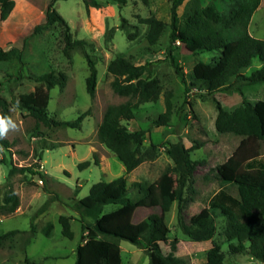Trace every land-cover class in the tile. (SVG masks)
Here are the masks:
<instances>
[{
	"label": "rangeland",
	"instance_id": "374dc122",
	"mask_svg": "<svg viewBox=\"0 0 264 264\" xmlns=\"http://www.w3.org/2000/svg\"><path fill=\"white\" fill-rule=\"evenodd\" d=\"M14 8L5 21H0V48L11 46L22 50L21 62L11 60L0 62V95L9 103V117L16 122L18 130L9 131L5 140L11 143L8 150L0 147V199L8 188L18 196L19 205L12 214H0V235L9 231H29L31 222L34 235L23 248L25 234H16L0 247V264H75V249L81 240V226L78 215L70 208L73 198L77 200L88 195L91 186L97 182H110L125 177L127 197L136 198L135 182L156 184L165 182L170 192L175 176L164 173L172 162L164 149L169 143L180 142L185 148L199 147L190 152L196 161L190 189L185 192V207L182 217L189 224L201 217L206 208L200 199L209 191L223 188L229 195L237 197L234 185L221 184L216 171L228 158L236 156L240 160L251 157L264 160V140L255 141L232 134H219L214 127L216 116L215 101L226 111L239 107L243 101L254 103L264 100V84L245 85L238 90L218 91L204 94L192 81V67L198 62H212L218 53L194 55L183 45L176 43L174 58L180 67L179 77L167 58L169 17L171 0H127L123 7H117L105 0H98L100 7L85 12L83 0H55L53 8L67 22L73 38L92 42L95 52L92 59L97 69V84L94 98L85 89L88 69L82 53L71 50L70 58L63 55L60 29L49 26L39 34L30 35L33 27L44 21L46 7L50 0H13ZM212 4L226 14L229 0H186L178 9L182 17L192 8ZM155 17L165 23V29L154 45H149L144 34L147 27L139 23V18ZM131 26L119 29L121 20ZM112 30V39L105 42V34ZM128 32H136L133 41L127 40ZM247 33L264 40V0H259L247 25ZM116 56L129 59L139 65L155 62L153 76L160 80L161 93L155 103L141 104L135 111V119L123 122L130 131H146L144 147L157 146L155 159L145 161L129 174L125 173L118 159L100 144L96 130L106 107L126 100L113 93L110 88L112 77L106 67ZM259 67L254 60L252 67L245 70L248 75ZM63 73L66 82L63 87L55 86L48 91L47 113L57 121H74L89 110L79 128L45 127L32 118L26 110L16 107L15 101L32 93L43 84L35 77L48 72ZM183 80V81H182ZM169 94L172 116L167 126L154 127L151 120L165 110V97ZM198 145V146H197ZM97 156V166L79 169L83 161L92 162V154ZM9 164L14 167H29V172L8 176ZM76 194V197L74 195ZM116 205L104 207V213L115 209ZM158 212L140 208L133 221L144 219L149 213ZM59 216L71 218V239L61 235ZM169 228V241L177 239L175 256L186 264H205V255L211 242L219 244L224 254V264H259L246 253L231 254L228 242L223 236L224 219H215L216 232L212 241L192 242L176 225V203L165 215ZM52 225L49 236L42 230ZM121 264H148L147 255L127 240H120ZM164 254L169 253L168 243L160 244Z\"/></svg>",
	"mask_w": 264,
	"mask_h": 264
},
{
	"label": "trees",
	"instance_id": "16d2710c",
	"mask_svg": "<svg viewBox=\"0 0 264 264\" xmlns=\"http://www.w3.org/2000/svg\"><path fill=\"white\" fill-rule=\"evenodd\" d=\"M117 7L126 5L127 0H105ZM148 0H141L146 4ZM186 0H171L169 17V35L167 58L182 78V73L173 51L176 43L183 45L194 55L202 53H218L212 62H196L191 70V85H196L204 94L211 95L218 91L238 90L245 85L264 84V40L250 36L247 25L259 0H229L230 7L226 14L218 11L212 4L201 8H192L184 13L182 20L177 9ZM55 0H50L44 14V21L35 25L29 37L39 34L49 26L60 29L63 43V55L69 59L71 50H79L86 62L88 76L85 89L91 99L94 98L97 84V69L92 56L95 48L92 42L72 37L67 22L53 8ZM85 12L90 8L100 7L98 0H83ZM14 8L13 0H0V21H5ZM139 23L147 30L144 38L149 45H154L165 29V23L155 17L139 18ZM131 26L122 19L119 29L127 30ZM112 30L105 34V42L112 39ZM136 32H128L127 40L133 41ZM22 50L11 46L0 48V62L16 60L21 62ZM254 60L259 67L248 75L245 70L252 67ZM156 62V61H155ZM155 62L136 65L129 59L116 56L107 64L106 71L112 77L110 88L114 94L126 98L117 105L105 108L96 130V137L123 165L129 174L145 161H152L157 156V146L149 144L144 147L146 131L137 129L130 131L123 122L135 119V111L141 104L155 103L161 93L160 80L153 76ZM43 88L37 87L32 93L19 97L15 105L26 110L37 124L45 127L79 128L82 119L89 115L83 112L74 121H57L47 113L48 91L55 86L63 87L66 75L53 71L35 77ZM183 81V80H182ZM9 103L0 95V115L9 117ZM216 116L214 127L219 134H232L255 141L264 140V100L242 104L232 111H226L215 101ZM172 116L169 94L165 97V110L151 120L154 127L167 126ZM11 146L5 139H0V147L8 150ZM198 146V145H197ZM199 147L185 148L180 142L169 143L164 149L172 162V166L164 173L175 176L171 191L165 182L144 184L135 182L136 198L127 197L126 178L121 176L110 182L93 184L87 196L77 200L73 198L70 208L78 215L81 226V240L75 249V264H121L120 240H127L141 249L148 257V264H186L175 256L177 239L169 241V228L165 215L176 203V225L180 232L192 242L212 241L215 232V219H224L223 236L229 243L231 254L246 253L259 264H264V160L251 157L240 160L236 156L228 158L217 168L216 177L221 184L234 185L237 197L229 195L223 188L211 190L200 201L205 213L186 224L182 213L185 207V192L190 189L197 162L192 160L190 152ZM91 163L97 166L95 153L91 161L78 164L79 169L88 168ZM29 172V167H14L9 164L8 176L15 173ZM76 197V194L74 195ZM19 205L18 196L8 188L0 199V214L7 215L16 211ZM116 205L108 213L104 207ZM158 210L149 213L144 219L134 222V214L140 209ZM71 218L59 216L58 223L61 235L71 239ZM52 225L44 227L42 233L50 235ZM16 234H25L23 248L31 242L34 226L31 222L29 231H9L0 235V247ZM169 245V253L164 254L160 244ZM205 264H224V254L219 244L211 242L205 255Z\"/></svg>",
	"mask_w": 264,
	"mask_h": 264
},
{
	"label": "clouds",
	"instance_id": "9594fccd",
	"mask_svg": "<svg viewBox=\"0 0 264 264\" xmlns=\"http://www.w3.org/2000/svg\"><path fill=\"white\" fill-rule=\"evenodd\" d=\"M16 130H18L16 122H14L10 117L0 115V139H5L9 131Z\"/></svg>",
	"mask_w": 264,
	"mask_h": 264
}]
</instances>
